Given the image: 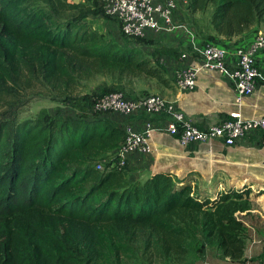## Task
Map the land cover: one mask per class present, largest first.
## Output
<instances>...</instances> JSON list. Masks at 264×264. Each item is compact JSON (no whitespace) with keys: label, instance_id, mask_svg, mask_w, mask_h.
<instances>
[{"label":"trees","instance_id":"1","mask_svg":"<svg viewBox=\"0 0 264 264\" xmlns=\"http://www.w3.org/2000/svg\"><path fill=\"white\" fill-rule=\"evenodd\" d=\"M47 2L0 0V264H127L137 243L148 264H184L200 248L187 244L193 227L243 261L250 188L202 194L192 174L163 171L130 180L129 167L113 166L126 130L100 112L41 108L19 120L21 90L35 83L69 100L96 74L114 83L103 92L142 76L166 82L159 56L138 47L143 38L122 45L86 21L100 10ZM187 10L209 14L207 41L264 25V0H188Z\"/></svg>","mask_w":264,"mask_h":264},{"label":"crops","instance_id":"2","mask_svg":"<svg viewBox=\"0 0 264 264\" xmlns=\"http://www.w3.org/2000/svg\"><path fill=\"white\" fill-rule=\"evenodd\" d=\"M187 8L188 0H176V9L173 10V23L176 27L172 31L148 30L144 40L138 43V47L147 54L159 56V62L164 67L166 82L153 90L173 103L176 109L182 111L195 125L208 127L220 123L238 106L235 103L232 80L218 72L199 73L196 87L192 90L181 91L176 86V70L181 65L194 61L197 54L193 46L199 44L202 37L207 35L202 25L201 14H191ZM117 23L121 29V23ZM258 30L264 31V25L255 24L238 36L231 38L216 36L215 39L218 44L232 51L230 59L235 62L239 52L251 45ZM115 35L107 36L125 46L135 45L133 38L123 34ZM182 53H187V58L183 59ZM256 57L260 76L256 90L246 96L240 106V111L245 118L264 116V52L258 53ZM138 94H128V96L135 98ZM71 116L89 118L91 115ZM101 116L115 119L114 122L121 126L128 124L134 130L144 129V123L148 117L153 120L156 128L151 139L153 151L128 154L129 179L132 181H143L152 174L163 171L180 177L192 174L202 194H214L231 188L246 187L252 190L253 208L249 212L241 213L242 216L247 215L242 217L246 228L244 260L232 261L226 257L206 233L199 229L197 241L200 248L191 252L184 264H259L264 255L263 133L252 132L240 137L233 145H227L222 139H215L211 143L184 144L164 131L171 117L168 114L149 116L140 109L136 113L123 117L114 113ZM254 214H256L255 217H253Z\"/></svg>","mask_w":264,"mask_h":264},{"label":"built area","instance_id":"3","mask_svg":"<svg viewBox=\"0 0 264 264\" xmlns=\"http://www.w3.org/2000/svg\"><path fill=\"white\" fill-rule=\"evenodd\" d=\"M103 9L106 16L120 21L122 33L131 38H145L148 30L172 31L176 27L173 23L176 0H104ZM193 49L196 58L176 70L175 84L181 91L192 90L196 87L198 74L206 71L218 72L230 78L234 84L238 108L220 123L199 127L162 95L150 93L130 98L126 90L121 88L91 95L87 99L90 108L94 112L114 113L119 117L136 113L140 109L149 116L168 114L171 117L164 131L184 144L211 143L215 139H222L227 145H233L240 137L252 132L264 134V116L245 118L240 111L245 97L256 90L260 76L256 55L264 52V31L258 30L255 33L251 45L239 52L235 62L230 59L232 51L229 48L213 41L202 39ZM182 58H187V53H182ZM144 126V129L136 130L128 124L123 126L126 138L115 151L117 160L113 164L117 169L129 167V153L153 151L151 139L156 128L151 117L146 119ZM101 167L98 165V168ZM259 264H264V255Z\"/></svg>","mask_w":264,"mask_h":264},{"label":"rangeland","instance_id":"4","mask_svg":"<svg viewBox=\"0 0 264 264\" xmlns=\"http://www.w3.org/2000/svg\"><path fill=\"white\" fill-rule=\"evenodd\" d=\"M69 2H78L83 3L85 8H92L100 10V13H93L89 17L86 18V21L91 24V26L106 34L107 38L109 35L123 34L120 26L117 22L119 20L115 18H110L103 13L102 6L99 5L98 0H68ZM34 4H39L46 8H49V4L47 0H34ZM202 25L206 26V22L209 19L208 13H203L201 15ZM108 35V36H107ZM124 35V34H123ZM125 36V35H124ZM128 37V36H126ZM111 39V38H110ZM113 40V39H112ZM116 82V81H115ZM164 82V81H163ZM160 80L154 77H146L142 76L136 79L131 80H123L121 88L125 89L128 94H150L156 93L157 91L153 90L155 87H158L161 83ZM123 86V87H122ZM115 87L112 80L107 76L102 75H94L88 79H81L80 83L77 85L75 91L73 92V98L69 100H64L63 98L58 96V91L53 90L47 87L43 83H35L31 87H25L22 92L21 104L18 107L16 113L18 114L19 120H24L27 118H34L38 111L41 108H47L51 114L56 113L57 111H61L65 115H92L95 112L90 108L87 99L96 93L103 92L104 90H108ZM157 94V93H156ZM252 196V195H251ZM254 199V198H253ZM254 205V203H253ZM254 214L253 217H255ZM244 215L241 217H245ZM251 221V220H250ZM194 234H199L198 228H192L189 232L187 244L190 249L194 250L198 247L199 241L196 242V238ZM194 237V238H193ZM137 251L135 257L130 259L127 264H148L142 254V250L140 245L137 243ZM152 264H160L159 262H155ZM165 264H177L175 261L168 260Z\"/></svg>","mask_w":264,"mask_h":264}]
</instances>
